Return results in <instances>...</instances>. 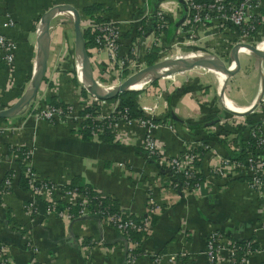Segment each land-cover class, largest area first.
<instances>
[{
    "label": "crops",
    "instance_id": "0c3cea01",
    "mask_svg": "<svg viewBox=\"0 0 264 264\" xmlns=\"http://www.w3.org/2000/svg\"><path fill=\"white\" fill-rule=\"evenodd\" d=\"M57 4L73 7L79 23L103 19L118 23L123 51L128 45H133L134 52L158 48L157 41L175 35L189 37L188 27L182 26L189 13L183 0H0V32L16 42L13 66L0 64V110L27 89L40 16ZM85 7L93 9L90 14L83 12ZM157 11L167 20L160 29ZM263 11L264 1L258 8L260 20L247 35L231 24L213 21L208 26H192L193 42L210 43L209 55L227 65L223 57L230 63L228 54L234 43L258 47L264 41H242V37L264 35ZM4 13L13 19V27L1 26ZM53 20L54 16L49 21L45 71L34 96L0 122V243L11 264H208L204 243L215 230L222 236L216 264H226L231 240L252 242L253 250L238 264H264V199L256 197L247 175L236 167L230 166L223 176L215 171L221 158L240 151L251 125H257L264 138V59L237 51V69L229 76L221 73L224 78L207 67L192 66L171 76L151 78L144 89H140L144 85L133 89L138 109L150 107L149 116L158 120L152 134L166 156L182 153L185 147L198 153L199 164L194 161L200 174L198 190L179 191L170 185V175L157 161L146 157L144 128L136 119L118 120L105 138L81 129L82 109L96 106L97 111L107 113L117 101L98 99L79 86V67L74 69L77 59L69 69V53L75 50L73 30L69 38L66 28L57 25H63L65 19ZM89 52L93 78L96 72L108 84L113 83L114 78L105 79L112 67L104 51ZM194 52L181 53L177 59L199 54ZM108 84L100 87L110 89ZM36 98L48 105H54L49 103L51 99L62 102L69 113L63 121H48L36 115ZM224 98L240 111L226 107ZM19 147L27 152L26 163L36 183L46 181L49 189L33 195L29 189H20L16 178L4 184L8 173H17L15 151ZM71 184L89 185L133 217L149 214L150 231L132 249V260L126 259L125 239L96 216H72L66 208L54 211L56 204L72 203L65 188ZM30 200L35 207L32 215L23 207Z\"/></svg>",
    "mask_w": 264,
    "mask_h": 264
},
{
    "label": "built area",
    "instance_id": "2783aa9c",
    "mask_svg": "<svg viewBox=\"0 0 264 264\" xmlns=\"http://www.w3.org/2000/svg\"><path fill=\"white\" fill-rule=\"evenodd\" d=\"M189 13L182 21V26L192 28L193 25L200 23H212L217 21L219 23L231 24L236 27L242 35H247L254 29L255 22L260 20L261 15L258 12L260 4L264 0H203L196 2L194 0H183ZM156 17L159 20L158 29L163 27L166 23L162 19L160 11H157ZM3 21L1 26L4 28L13 27L14 21L8 13L3 14ZM93 35V46L90 48L95 53L104 51L106 59L109 62L115 60L116 52L118 50L120 28L118 23L109 19H103L98 21H91L86 26ZM16 42L10 37L0 32V60L7 67L11 68L14 63ZM36 115L47 119L48 121H63L66 115L69 113L68 106L61 105H48L40 98H36ZM94 106L93 102H91ZM92 107V111L83 114L82 119L89 120V125H84L89 129L90 135L93 137L99 135L108 129L112 131L113 126L118 120L131 121L136 119L140 125L144 128V136L142 149L145 152L146 157L154 158L155 161L161 166L165 172L170 175V185L174 189L179 191L198 190L199 182L196 179V173L198 169L194 165V161L198 159V153L189 147H185L182 153L166 156L163 148L155 140L152 134L156 123L153 118L149 116L151 113L150 107H143L140 109L142 116L139 118H128L126 115V109L117 110L111 109L107 113H101ZM248 135L254 138L255 155L252 156L251 152L245 157L244 162L231 160L226 156L221 158L218 167L215 171L219 175L223 176L228 171L230 166H234L238 169L239 173L246 174L248 177L247 183L256 197L261 201L264 199V138L259 134H256L252 129L249 130ZM28 158L27 152H24V156L21 161L25 165V177L27 178V184L29 190L33 195L38 194L40 191L49 189V183L44 181L42 183H36L34 174L26 163ZM16 172H12L8 177L4 179L6 185L15 179ZM177 177L181 178L179 182ZM38 184V185H37ZM97 192V191H96ZM67 195L72 203L78 205L76 216L100 215V220L107 225L114 228L124 239L127 244L126 259L130 261L134 258L132 249L137 246L138 241L132 240L130 237L131 232H142L147 234L150 231V216L149 214L142 215L138 220L128 216L129 214L122 212L120 209L116 212H110L106 208L102 209L97 207L92 209L93 214H90L88 210L89 199L84 193H77L74 190H68ZM99 193V192H98ZM101 197V194L97 196V199ZM149 203V200H148ZM24 210L27 214H34L35 207L32 200L27 201L24 205ZM61 212V211H60ZM58 212V213H60ZM222 240L220 233L215 230L212 231L205 239L203 252L207 257L208 264H216V252L218 246ZM251 240H244L241 250L234 240L228 242L227 247V259L226 264H238L246 261L247 255L253 250L251 247ZM238 250L241 251V256L236 259ZM0 264H11V261L6 257V247L0 243Z\"/></svg>",
    "mask_w": 264,
    "mask_h": 264
},
{
    "label": "water",
    "instance_id": "95a60500",
    "mask_svg": "<svg viewBox=\"0 0 264 264\" xmlns=\"http://www.w3.org/2000/svg\"><path fill=\"white\" fill-rule=\"evenodd\" d=\"M67 11L72 15V27L74 35V47L79 58L80 68L83 73V78L87 83V86H83L86 91L92 94L98 99H106L115 97L118 93L133 90L130 86L136 83L142 76L146 73L154 72L152 78H156L161 75L168 74L173 70H184L192 66H204L209 67L213 66L214 69L218 70L224 76H229L237 69V58L236 52L240 48L248 49L253 55L260 59H264V51L257 49L256 45H250L248 43H234L229 50V60L230 63H233V67L230 68V63L225 65L224 62L215 55H204L200 57H195L192 59H177V58H165L158 61H155L149 65H146L140 69H137L135 72L131 73L125 77L120 83L116 86H112L110 89L102 90L100 85L96 83L93 78L90 61L85 49L84 39L82 32L79 27V14L71 6L67 4H57L48 8L42 15L39 20V34L36 38L37 50L36 58L34 62V69L31 75L29 85L25 92L10 106L5 109L0 110V118L11 115L12 113L18 111L20 108L25 106L34 96L45 71L46 61L48 58L49 51V21L56 15L58 12ZM165 68H174L166 73H158L159 70ZM95 216V215H94Z\"/></svg>",
    "mask_w": 264,
    "mask_h": 264
},
{
    "label": "trees",
    "instance_id": "16d2710c",
    "mask_svg": "<svg viewBox=\"0 0 264 264\" xmlns=\"http://www.w3.org/2000/svg\"><path fill=\"white\" fill-rule=\"evenodd\" d=\"M196 2H201L203 0H194ZM93 9L89 8V7H85L83 9L84 13L90 14L91 11ZM264 12V11H263ZM143 29V27H142ZM82 32V36L84 39V44H85V49L89 58V61H91V57H90V52L89 49L93 46V35L94 33L92 31H90L88 28L81 31ZM141 32V31H140ZM157 51L158 48L155 46H152L150 48V50H148L145 54H144V61L146 64H151L153 61H155L156 56H157ZM2 63V61H0V64ZM3 64V63H2ZM4 65V64H3ZM83 93L84 90H82ZM135 96H136V91L133 90H127V91H123L118 93L115 97L112 98H106L104 100H116L117 101V105H116V109L117 110H122L123 108L126 109V115L128 118H139L142 116V112L138 109V106L136 104V100H135ZM51 104H56V105H61V106H65L63 105L62 102H57L55 103L54 100H50ZM92 111L90 108L85 107L84 109L81 110L82 114H85L86 112ZM4 118H0V122L3 121ZM153 121L156 123V119H153ZM214 121V120H213ZM211 121V122H213ZM90 121L89 120H85L82 123V127L81 129H83L84 131H86L85 133H87L88 135H90L89 133V129L87 127H84V125H89ZM189 126V125H188ZM201 126V125H200ZM257 125H251L249 128V130H253L255 131V133H258L257 130ZM111 131L108 129H104V131L102 133L99 134L100 138H105V137H109L110 136ZM244 149L247 150V152H251L252 156L255 155V147H254V138L250 135H248L247 140H244L242 143V147L240 149V151L236 152L235 154H230L228 156L229 159L231 160H238L240 162H244V157L247 154L246 151H244ZM17 154V159H16V165H17V176H16V183L19 186L20 189L22 190H27L29 189V186L27 184V178L25 177V165L24 163L21 161V159L24 156V149L19 147L18 150L15 151ZM248 152V153H249ZM151 160H155L154 158H150ZM195 164H199V159L195 160ZM12 172L8 173L7 175L9 176ZM196 179L198 180V178L200 177L199 173H196ZM177 180L180 182L181 178L177 177ZM199 181V180H198ZM5 184V182H4ZM1 186L3 185V183L0 184ZM6 185V184H5ZM38 185V184H37ZM66 190H74L77 193H84L88 199V210L90 211V214H93L91 211L92 209H96L97 207H100L102 209L106 208V210L110 211V212H116L119 211V208L117 206H113V204L110 202V200H108L107 198H105L104 196L101 195V197H99L97 199V196L99 195L98 192H96L92 187H90L89 185H81V186H75V185H68L65 187ZM64 188V189H65ZM63 208L67 209V212L72 215V216H76L77 214V210H78V205L77 203L75 204H56L54 205V211L55 212H59L61 211ZM136 220H138L141 217H133L132 215H128ZM97 218H100V215H98ZM143 235L142 232H131L130 233V237L132 238V240L134 241H139L141 236ZM236 242V244L238 245L239 249L241 250V247L243 246L244 240H234ZM251 247H252V243H251ZM238 250L237 254H236V259H238L241 256V251Z\"/></svg>",
    "mask_w": 264,
    "mask_h": 264
},
{
    "label": "rangeland",
    "instance_id": "374dc122",
    "mask_svg": "<svg viewBox=\"0 0 264 264\" xmlns=\"http://www.w3.org/2000/svg\"><path fill=\"white\" fill-rule=\"evenodd\" d=\"M58 18H60V19L64 18L65 19L63 22V25H60L61 23H59L57 25L65 27L67 32L69 33L68 37L72 38L73 37L72 36V30H73L72 29V15L69 12L64 11L61 14H58V16L57 15L54 16L53 23L57 22ZM164 21H165V23H167L166 19ZM87 24L88 23L86 22V20H80V23H79L80 30L83 31V30L87 29V27H86ZM193 26L195 27V25H193ZM205 26H208V25L205 23ZM190 29H192V28L188 27L189 37L187 36V38H186V36L180 37V36L175 35V36H172L170 39H167L166 41L165 40L157 41L158 51H157V56H156L155 61L165 59V58H177V57L181 56L180 55L181 53L190 52V54H194L195 53L194 51L200 53L201 56L209 55L210 54L209 51H212L210 49H207L210 46V43L208 44L207 41L202 42V43L193 42V40L196 39V38H194L195 32H194V29L192 32ZM261 34L257 33L256 36H254V38L242 37V41L243 42H253V43L255 42V44H257L258 41L264 40V35L262 36ZM138 37H139V35H138ZM178 38H180L181 40H179ZM125 47L126 48L124 51L122 49L120 50V45L118 44V50L116 52L115 60L113 62H110V64H109V66L112 68H111L110 72L108 71L107 73H105V75H107L105 79L114 78L113 83L108 84L107 82L104 81V79L102 77L98 76V74L96 72L94 73V78L101 85L107 86L106 84H108V86L109 85L116 86L125 77H127L131 73L135 72L137 69H140V68L148 65L145 63V61L143 59V55L145 54V52L150 50V48H147L146 51L134 52L133 45H128ZM120 51H123V52H120ZM67 55H68V52H66L63 55V57H67ZM68 59H71V61H70L71 64L69 65L70 70L73 69L75 60L77 59L76 60V66L74 68L75 72H76V69L79 67L80 63H79V60L77 58V53L75 52V50H74V53H73V50H71V54L69 53ZM223 60L226 62L227 65L229 64L227 56H224ZM155 61H153V62H155ZM92 68H93V66H92ZM171 69H174V68L161 69L158 71V73H166L167 71H170ZM195 69H199V71H202L203 74H205L206 76H209V74H210L209 71L202 70L200 68H195ZM177 71L178 70H173V71H171L165 75L171 76V75L177 73ZM161 77H162V75H161ZM80 80L78 79V81L80 83L79 86L83 85L80 82ZM152 80L153 79L148 80L144 84V86L141 87L140 89H144L146 86H148L151 83Z\"/></svg>",
    "mask_w": 264,
    "mask_h": 264
},
{
    "label": "bare ground",
    "instance_id": "6f19581e",
    "mask_svg": "<svg viewBox=\"0 0 264 264\" xmlns=\"http://www.w3.org/2000/svg\"><path fill=\"white\" fill-rule=\"evenodd\" d=\"M58 13H62V12H58ZM58 13H56V15L58 14ZM65 14V13H64ZM39 31V30H38ZM39 34V33H38ZM257 49L258 50H260V51H264V41L257 47ZM239 52H250L248 49H246V48H240L239 50H238V53ZM199 56H201V54L199 53V54H197L196 56H192V57H190V58H187V59H192V58H195V57H199ZM78 58V57H77ZM78 60H79V58H78ZM80 61V60H79ZM233 67V63H230V68H232ZM208 68V70L210 71V72H212V73H214V74H216L217 76H219L220 78H224V76L221 74V73H219V72H217V71H215L214 70V68H213V66H209V67H207ZM79 75H80V79H81V83L83 84L82 86H87V83L85 82V80H84V78H83V73H82V70H81V68H80V66H79ZM153 73L154 72H150V73H146L144 76H142L136 83H134V84H132L131 86H130V88L131 89H139L142 85H144V83L145 82H147L148 80H150L151 78H152V76H153ZM224 80V79H223ZM219 83V82H218ZM102 88V87H101ZM102 90H107V89H105V88H102ZM223 104H225V106L226 107H228L229 109H231V110H234V111H240L236 106H234L232 103H230V101L228 100V99H226V98H224L223 99Z\"/></svg>",
    "mask_w": 264,
    "mask_h": 264
}]
</instances>
